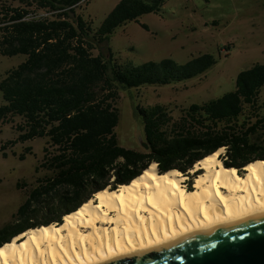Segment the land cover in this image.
Wrapping results in <instances>:
<instances>
[{
	"label": "trees",
	"instance_id": "obj_1",
	"mask_svg": "<svg viewBox=\"0 0 264 264\" xmlns=\"http://www.w3.org/2000/svg\"><path fill=\"white\" fill-rule=\"evenodd\" d=\"M14 1L0 0V54L27 57L0 80V121L21 118L15 142L48 139L36 166L42 174L26 190L16 213L20 221L0 228V234L7 229L0 246L31 227L61 223L97 191L129 183L152 162L161 172H186L221 147L226 166L264 159V63L241 70L234 90L191 104L178 118L161 104L137 106L144 144L120 143L119 84H168L216 63L211 53L186 63L164 58L139 65L93 53L118 26L160 12L166 0H120L98 28L77 12L87 0ZM17 186L25 189L28 183Z\"/></svg>",
	"mask_w": 264,
	"mask_h": 264
},
{
	"label": "rangeland",
	"instance_id": "obj_2",
	"mask_svg": "<svg viewBox=\"0 0 264 264\" xmlns=\"http://www.w3.org/2000/svg\"><path fill=\"white\" fill-rule=\"evenodd\" d=\"M119 1L87 0L77 12L98 28ZM93 53L106 57L112 53L115 61L123 65L164 58L186 63L204 53L216 58L209 69L191 78L168 84L146 83L136 87L119 84L116 87L115 104L120 110L116 133L122 145L138 147L142 145L139 132L144 135L137 106L161 104L178 118L183 108L203 104L234 90L241 70L264 63V0H166L160 12L145 13L137 20L118 26L109 39L97 44ZM26 57L25 54H0V80L7 70ZM20 122V117L14 122L0 121V228L20 221L16 220V213L26 200V190L42 174V170L36 172V166L43 157L48 138L15 142L20 134L16 129ZM225 150L223 147L221 154ZM183 173L187 176L188 188H193L196 175L189 170ZM240 173L243 172L240 170ZM23 181L28 187L18 188L17 183Z\"/></svg>",
	"mask_w": 264,
	"mask_h": 264
},
{
	"label": "bare ground",
	"instance_id": "obj_3",
	"mask_svg": "<svg viewBox=\"0 0 264 264\" xmlns=\"http://www.w3.org/2000/svg\"><path fill=\"white\" fill-rule=\"evenodd\" d=\"M222 149L190 168L193 188L182 171L159 172L152 162L129 183L97 191L61 223L31 227L3 243L0 264H103L264 214V159L226 166Z\"/></svg>",
	"mask_w": 264,
	"mask_h": 264
},
{
	"label": "water",
	"instance_id": "obj_4",
	"mask_svg": "<svg viewBox=\"0 0 264 264\" xmlns=\"http://www.w3.org/2000/svg\"><path fill=\"white\" fill-rule=\"evenodd\" d=\"M138 135L144 144L142 132ZM158 171L161 172L159 168ZM103 264H264V214L118 256Z\"/></svg>",
	"mask_w": 264,
	"mask_h": 264
}]
</instances>
